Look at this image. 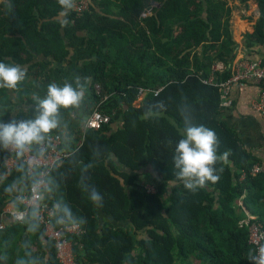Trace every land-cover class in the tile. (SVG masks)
Listing matches in <instances>:
<instances>
[{
    "label": "trees",
    "instance_id": "16d2710c",
    "mask_svg": "<svg viewBox=\"0 0 264 264\" xmlns=\"http://www.w3.org/2000/svg\"><path fill=\"white\" fill-rule=\"evenodd\" d=\"M231 1L236 0H89L86 11L74 8L62 26L57 0H0V61L28 72L18 89L0 88V119L34 105L32 96L43 97L48 83L71 82L75 75L89 80V117L97 108L111 118L99 130L82 129L74 110H61L81 160L89 162L96 145L105 153L89 170L102 206L78 187V169L67 163L61 169V193L86 220V232L70 236L78 264H249L255 246L244 221L251 217L250 226L264 228V172L253 175L261 160L220 118L221 89L205 83L233 75L229 67L238 43ZM257 1L261 16L245 37L249 48L264 45V0ZM219 62L229 69L216 70ZM141 88L159 93L148 92L138 102ZM157 102H163L159 114L145 119ZM182 112L215 131L218 155L229 152L227 164L215 165L223 169L219 180L195 192L184 188L173 166ZM33 114L21 108L16 117ZM6 200L0 187V214ZM102 216L112 222H102ZM26 233L20 225L0 232V244L9 242V264L24 255ZM29 239L48 264H62L57 242L47 233L43 245L35 236Z\"/></svg>",
    "mask_w": 264,
    "mask_h": 264
},
{
    "label": "clouds",
    "instance_id": "9594fccd",
    "mask_svg": "<svg viewBox=\"0 0 264 264\" xmlns=\"http://www.w3.org/2000/svg\"><path fill=\"white\" fill-rule=\"evenodd\" d=\"M57 2L62 9L61 25L66 26L63 18L76 7V0ZM27 76V69L22 65L0 61V88L16 90ZM88 83V78L80 75H75L71 82H50L43 97L32 96L33 115L20 119L13 115L8 121L0 119V187L7 197L0 232L6 226L20 225L43 245L45 225L68 231L86 223L83 217L74 214L61 193V169L65 163L79 170L81 191L93 204L102 206L103 196L89 183V170L104 161V150L96 145L92 148V159L89 162L81 160L74 147V137L61 114L62 109L74 110L79 126L88 128ZM162 108L163 102L149 106L144 118L157 116ZM182 115L184 126L175 144L173 166L184 188L195 192L208 182L219 180L218 172L223 169L215 165L218 162L227 164L229 152L218 155L219 139L215 131L193 123L186 112ZM9 175L13 177L11 181H8ZM8 247V241L0 244L3 264L9 259ZM23 249L24 255L14 264H48L47 257L35 253L30 239L25 240ZM247 259L249 264H264V234L257 239L255 249L249 250Z\"/></svg>",
    "mask_w": 264,
    "mask_h": 264
},
{
    "label": "crops",
    "instance_id": "0c3cea01",
    "mask_svg": "<svg viewBox=\"0 0 264 264\" xmlns=\"http://www.w3.org/2000/svg\"><path fill=\"white\" fill-rule=\"evenodd\" d=\"M230 4L232 7H239L237 10L234 7V17L232 18V29L238 48L236 50V59L229 68L232 69L234 64L243 58L262 59L264 61V45L258 44L249 48L245 39L249 32L255 31V25L261 16L258 1L250 0L247 3H243L240 0H236L231 1ZM63 19H66V17ZM49 60L54 62V66L56 65L54 59ZM229 68L223 62H219L215 66V69L220 71H225ZM260 95L261 85L259 82L254 81L235 85L231 94L233 104L222 111L220 118L239 133L250 153L261 160V167L264 172V117L254 108V103L259 99ZM33 106L30 104H26L23 107L19 106L15 110L14 115L17 116L21 108L27 109L33 108ZM146 172H149V170L146 169ZM6 210L7 204L1 209L0 219L3 220V214ZM101 219L102 222L103 220L112 222L107 216H102ZM29 237L30 235L26 233L25 240L26 238L29 239ZM0 264H3V262H0ZM7 264H9L8 261Z\"/></svg>",
    "mask_w": 264,
    "mask_h": 264
},
{
    "label": "built area",
    "instance_id": "2783aa9c",
    "mask_svg": "<svg viewBox=\"0 0 264 264\" xmlns=\"http://www.w3.org/2000/svg\"><path fill=\"white\" fill-rule=\"evenodd\" d=\"M88 8L89 0H79L78 4L75 7V10H77L78 12H83ZM232 72V77L225 82L217 83L214 76H212L210 79L205 80V83L221 89L223 97L222 107L226 108L232 106L233 104V101L231 100V94L235 85L246 82H259L261 85V95L259 99L254 103V108L264 117V61L262 59H240L234 64ZM96 89L98 90V92L101 91V87L99 85L96 86ZM148 92H154L157 95L159 93V90L153 91L151 89L141 88L139 91L138 102H140L143 99L144 95ZM110 123L111 118L108 115L101 113L96 108L90 116V123L87 129L99 130L103 126ZM10 167L11 165L9 163V168ZM262 172V167L256 166L253 170V175L258 176ZM150 188L147 187L150 192H154V187L150 185ZM249 219L252 220L253 218L250 217ZM250 220H245L244 224L250 227V243L256 247V241L262 234H264V228L261 224H254L250 226ZM2 223L3 222H1L0 224ZM45 228L47 235L57 242V246L59 249V258L62 264H78L73 248V242L71 241L70 236L81 235L85 233V228L81 226L76 230L63 231L61 229H54L50 224L45 225Z\"/></svg>",
    "mask_w": 264,
    "mask_h": 264
},
{
    "label": "rangeland",
    "instance_id": "374dc122",
    "mask_svg": "<svg viewBox=\"0 0 264 264\" xmlns=\"http://www.w3.org/2000/svg\"><path fill=\"white\" fill-rule=\"evenodd\" d=\"M234 7H235L236 10H237L239 6H234ZM233 17H234V16H233ZM65 20H66V19H65ZM146 174H147L148 176H150V175L153 176V173H151L150 170H149V172H147ZM149 174H150V175H149ZM147 187L150 188V185H148ZM150 189H151V188H150Z\"/></svg>",
    "mask_w": 264,
    "mask_h": 264
}]
</instances>
